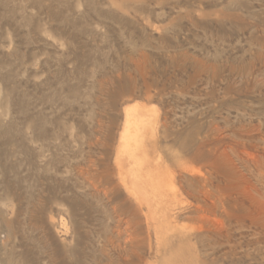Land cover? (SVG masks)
<instances>
[{
	"label": "rangeland",
	"instance_id": "1",
	"mask_svg": "<svg viewBox=\"0 0 264 264\" xmlns=\"http://www.w3.org/2000/svg\"><path fill=\"white\" fill-rule=\"evenodd\" d=\"M0 264H264V0H0Z\"/></svg>",
	"mask_w": 264,
	"mask_h": 264
},
{
	"label": "bare ground",
	"instance_id": "2",
	"mask_svg": "<svg viewBox=\"0 0 264 264\" xmlns=\"http://www.w3.org/2000/svg\"><path fill=\"white\" fill-rule=\"evenodd\" d=\"M143 110H150V109H144V107H141L137 104L136 105H130L124 109V127H123V131H122L121 137H120L121 141H122L121 144L123 147L122 151L125 153V155H128V157L134 159V161H137V164L145 162V161H141L140 159L136 158V153L139 151L138 149L141 147L140 143H141L142 132H143V130H145L146 125H147V121L145 119V116L142 114ZM148 129H149V127H148ZM145 131H147V130H145ZM138 166L140 167V165H138ZM137 180H138V178H137ZM157 185L154 183L153 186H157ZM153 188H155V187H153ZM135 189H136V186H135ZM153 191H155V190H153ZM137 196H138V193H137Z\"/></svg>",
	"mask_w": 264,
	"mask_h": 264
}]
</instances>
